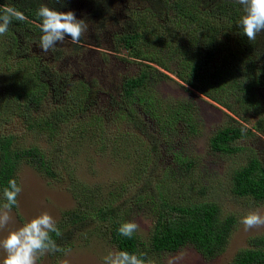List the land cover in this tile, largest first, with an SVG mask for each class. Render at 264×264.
I'll use <instances>...</instances> for the list:
<instances>
[{
    "label": "rangeland",
    "instance_id": "obj_1",
    "mask_svg": "<svg viewBox=\"0 0 264 264\" xmlns=\"http://www.w3.org/2000/svg\"><path fill=\"white\" fill-rule=\"evenodd\" d=\"M98 3L94 6L79 1L62 9L73 11L88 25L82 44L66 38L55 50L43 53L38 47L42 33L36 22L32 24L38 29L11 24L8 32L0 36V135H13L15 150L36 148L51 167L48 173L33 157L21 158L14 179L23 191L18 197L19 206L11 212V223L0 230V240L48 213L62 233L54 240L64 251L47 254L38 264H104V257L119 248L113 240L112 224L101 220L97 211L112 206L121 221L138 224L136 236L141 243L150 244L159 214L152 201L159 204L161 200L157 198L163 196L173 205L216 203L222 216L234 215L237 224L225 250L214 258L205 257L190 245L158 253L141 246L140 253L146 254V261L233 264L237 253L249 247L251 238L264 235V226L245 231L240 223L250 212L258 211L264 216V203L232 193L233 171L253 157L264 161V127L255 126L258 120L264 124V75L255 74L257 82L252 88L260 108L233 100L235 114L162 66L134 57L120 44L128 27L137 23L142 26L137 32L147 40H155L154 32L167 35L162 30L166 14L155 15L144 0ZM223 39L222 55L231 48L237 50L238 41L233 36L225 35ZM181 40L176 38L172 44L173 52L178 51L176 56L164 62L171 68L178 65L180 51L185 50L184 55L203 52V46H190L188 40ZM168 52L165 47L164 56ZM143 69L152 71L155 77L149 80L145 92L148 105L138 107L123 100L122 85ZM231 78L234 82L240 77L229 76L228 80ZM39 86L48 90L41 103L26 104L17 99L20 91H36ZM218 96L229 101L222 94ZM69 103L71 108L67 109L76 113L66 117L64 106ZM184 105L193 111L196 132L178 126L179 134L166 136L169 129L163 130L162 125L168 110ZM145 106L150 108L149 114L144 113ZM133 111L137 112L135 120H131ZM154 111L166 114L154 118L150 115ZM59 112L62 117H58L55 131L54 127L41 128L40 122ZM235 121L245 131L254 132L237 143L242 150L231 155L213 152L210 138ZM174 158L191 161V166L180 168ZM159 184H163L160 189ZM78 215L83 218L78 219ZM4 257L0 249V264Z\"/></svg>",
    "mask_w": 264,
    "mask_h": 264
},
{
    "label": "trees",
    "instance_id": "obj_2",
    "mask_svg": "<svg viewBox=\"0 0 264 264\" xmlns=\"http://www.w3.org/2000/svg\"><path fill=\"white\" fill-rule=\"evenodd\" d=\"M79 1L90 2L97 6L101 0H61V3H56L55 0H0V14L3 13L5 7H14L23 12L26 19L24 21L13 20V26L16 25L19 28L31 26L38 29L39 27L32 24V22L41 24L36 15V11L41 5L62 11L71 4L75 6ZM144 1L150 4L149 11H152L155 15L157 13V16L166 14L167 18L164 17L166 25L162 30L167 35L154 32L153 37L156 41L147 40L143 37V34L137 32L142 27L139 23L128 27L126 36L121 38L120 44L130 54L142 61L162 66L165 70L174 73L188 86L235 114L233 100L241 102L243 106L260 108V103L253 95L252 88L257 82L255 74L262 73L264 75V32L258 34L255 41H248L243 36L242 29L239 26V20L243 14L242 6L236 4L234 0ZM94 12L100 13V9H95ZM93 15L91 16L94 17ZM143 21L149 22L147 19ZM141 24L145 26L143 22ZM225 35L233 36L238 41L239 46L236 47V51L231 48L228 53L222 55L224 51L222 43ZM176 38H182L181 41L184 43L185 40H188L190 46H203L204 48L201 49L203 52L200 54L191 52L184 55L185 50L180 51L177 54V56L180 55V61L177 63L176 68L169 67L164 62L170 60V57L176 56L178 51L174 53L172 48ZM82 43H84L83 36L79 43L75 44ZM162 44H165V47L169 49L168 56L167 54L164 56L165 47H162ZM179 47L182 48L181 45ZM218 55H222V58H218ZM146 67L151 68L152 66L146 64ZM152 74V71L143 69L136 76L126 78L122 85L123 100L138 107L148 105L149 102L145 97V92L149 80L155 77ZM160 75L162 74L160 73ZM229 76L240 78L233 82L231 81L232 78L228 80ZM47 92L46 88L39 86L36 91H20L16 97L19 101L26 102V104L37 105L44 100L48 94ZM218 94H222V97L229 101L220 98ZM72 97L73 95L70 94L69 99ZM64 107L66 117L76 113V111L72 112L67 109L71 108V103ZM64 107H60V110H63ZM80 107L81 105L77 107V110ZM149 109L145 106L144 113L149 114L147 113ZM161 114L166 113L159 111L150 113L154 118H158ZM131 115V120H135L137 112L133 111ZM58 117H62L60 112L40 122V124L42 123L41 128L54 127L55 131L56 123L60 122ZM34 121L36 120L34 119ZM161 121H163L162 118ZM235 122L233 125L221 128L210 138L209 144L213 152L231 155L242 150L237 143L254 132L251 130L245 131V127L239 125L238 121ZM257 122V125H255L257 129L264 127L262 121L258 120ZM37 125L39 126V123ZM178 126H182L183 129L187 127L191 133L196 132L193 111L187 105L181 106L177 110H168L162 127L165 131L167 129L171 131L168 130L164 134L166 136L179 134L180 132L176 133ZM14 142L13 135H0V192L7 186L9 180L14 179L18 164L24 156L33 157L44 171L51 173V167L36 148L24 151L15 150L13 147ZM170 144L169 141L168 145ZM174 159L175 164L179 163L180 168L191 166V161H182L181 158L179 160ZM168 168L170 171L173 166ZM162 185L159 184L157 188H162ZM232 193L240 198H252L256 202L264 203V161L258 157H253L246 165L234 170ZM165 199L163 196L157 198L158 201L161 200L159 204H156L157 201L155 200L152 201L159 214L152 230L150 244L141 243L136 234L131 239L120 236L118 229L125 221L120 220V215L114 212L112 206L99 209L96 215L101 220L112 224L113 240L119 250L137 255H141V246H146L153 252L158 253L173 252L190 245L194 246L207 258H214L225 250L237 224V218L234 215L223 217L222 209L216 203L190 202L173 205ZM81 218L83 217L78 215V219ZM52 237L57 240L55 234H52ZM144 258H147V256L145 255ZM233 264H264V235L251 238L249 247L237 253Z\"/></svg>",
    "mask_w": 264,
    "mask_h": 264
},
{
    "label": "clouds",
    "instance_id": "obj_3",
    "mask_svg": "<svg viewBox=\"0 0 264 264\" xmlns=\"http://www.w3.org/2000/svg\"><path fill=\"white\" fill-rule=\"evenodd\" d=\"M61 3V0H55ZM242 6L243 14L239 20L243 36L248 41H255L258 34L264 32V0H234ZM40 19L38 47L43 53L55 50L58 44L70 38L73 43H79L88 30L85 20L78 19L73 11H58L41 5L36 11ZM23 12L14 7H5L0 14V36L5 35L13 20L24 21ZM243 131V130H242ZM22 186L15 179L8 181L6 187L0 192V230L6 229L12 221L11 212L18 207V197L22 193ZM240 223L245 231L264 226V216L258 211L250 212L242 217ZM134 222L122 223L118 234L131 239L138 230ZM57 237L62 233L56 220L48 213H43L17 230L10 231L6 238L0 240V249L5 253L3 264H38L41 257L64 251L57 245L52 234ZM146 254L137 255L124 250L111 251L104 257V264H151L144 258Z\"/></svg>",
    "mask_w": 264,
    "mask_h": 264
}]
</instances>
